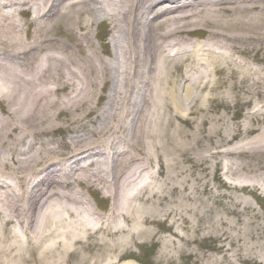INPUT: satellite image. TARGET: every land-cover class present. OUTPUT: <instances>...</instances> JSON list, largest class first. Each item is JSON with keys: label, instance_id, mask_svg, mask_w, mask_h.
Returning <instances> with one entry per match:
<instances>
[{"label": "bare ground", "instance_id": "obj_1", "mask_svg": "<svg viewBox=\"0 0 264 264\" xmlns=\"http://www.w3.org/2000/svg\"><path fill=\"white\" fill-rule=\"evenodd\" d=\"M25 2L0 0V108L5 114L0 119V131L9 138L15 130L11 119L23 115L22 121L27 122L26 127L33 136L50 137L57 133L55 148H47L57 160L45 163L49 166L41 176V170L35 171V165L50 154L41 155L31 147L19 154L20 157L15 153L17 140L8 142L12 149L9 151H13L10 161L19 166L18 175L21 176L0 179L10 192L0 195L3 231L13 223L15 204L22 200L19 209L26 214L32 229L36 228L43 240H49L41 255L53 254L57 246L62 247L63 254L69 255L71 248L96 230L94 219L89 216L92 210L85 197L76 192L74 183H82L89 189L97 187L103 196L112 198L110 213L117 225L102 224L98 229L101 233L124 234L129 230L125 231L128 222L158 223L152 215L148 220L147 213L135 208L136 202L145 201L137 187L144 181L141 180L143 174L151 173L150 168L136 167L140 160L137 163L135 160L131 166L125 161L133 151L144 149L145 164L156 160L160 165L167 164L162 152L171 146L167 133L170 120L166 118L163 122L162 119L169 117L172 108L178 111L182 99L187 103L180 117L187 120L195 103L208 99L203 92L212 91L215 84L222 95H227L243 90L238 84L249 83L252 94L264 96V69L246 67L232 54L249 56L257 50L254 59L264 64V26L256 31L264 23V0ZM25 13L37 14L36 19L28 22L26 39L16 26ZM59 24L63 28L66 26L64 30ZM229 25H233L232 30L227 29ZM101 26L107 27L110 35L106 40L102 37L100 46H96L94 39L99 35L93 28L99 30ZM65 29L73 46L50 35L54 30L65 34ZM197 33L204 35L203 43H191L187 38ZM187 62L192 65L191 69L186 71L184 67L182 71L186 73L182 74L180 63ZM217 73L224 76L228 84L217 80ZM180 75L182 80L178 87L176 81ZM235 75L238 77H233ZM182 81H185L183 87L180 86L184 84ZM59 95L64 97L58 98ZM261 105L264 108V102ZM100 110H104L102 117L98 115ZM50 117V126H46L44 120ZM62 117L71 118L61 122ZM87 119V123L99 125L89 129ZM131 124L128 132L126 127ZM78 127L86 129L80 131ZM251 130L258 132V129ZM5 140L0 136V153L6 148ZM259 144L255 153L264 158V145ZM60 150H66L64 153L68 157L64 158ZM83 160L93 161L88 164V171L86 167H77ZM109 160L115 168L111 182L98 173V169L105 171V167L108 172ZM6 163L7 159L0 157V164L6 167ZM52 180L55 187H52ZM153 183L150 180L144 190ZM67 218L72 221L67 223ZM130 230L131 233L126 234H130V239L122 242L123 246L132 236H155L134 225ZM19 237L16 232L17 242ZM2 238L6 239L0 236V240ZM101 239L99 247L104 251L109 238L104 235ZM24 242L21 241L22 247ZM11 248L15 251L11 264H23L17 243ZM38 249L37 245V252ZM9 256L7 253L6 259ZM113 262L110 257L105 260L102 256L99 264Z\"/></svg>", "mask_w": 264, "mask_h": 264}, {"label": "rangeland", "instance_id": "obj_2", "mask_svg": "<svg viewBox=\"0 0 264 264\" xmlns=\"http://www.w3.org/2000/svg\"><path fill=\"white\" fill-rule=\"evenodd\" d=\"M30 19L32 20L33 17L22 15L20 23H16L17 29L25 38L27 36L24 32ZM263 26L264 23L256 31ZM227 29L232 30L233 25H229ZM93 30L99 35V38L94 39L96 46H100L102 37L106 40L110 35V30L108 33V28L104 26H101L99 30L95 27ZM50 35L66 45H74L66 29L65 34L56 33L54 30ZM198 37L204 38V35L187 36L191 43H195ZM232 54L246 67L253 70L264 69V64H259L254 59L255 55H258L257 50L249 56L236 52ZM262 55L264 56V48ZM180 65L181 71L184 67L186 71H190L192 66L189 62L180 63ZM184 73L186 72L182 71V74ZM215 78L221 82L226 81L219 73ZM181 80L180 75L176 81L178 87ZM226 82L228 84V81ZM219 84L218 82V86ZM238 85L243 90L227 95H222L216 84L212 91L211 89L208 92L202 91L204 95L209 96L208 99L196 102L187 120L180 117L182 107L187 103L183 99L178 111L176 109L174 111L171 101L172 111L169 117L160 110V113L165 116L162 119L163 122L167 120L166 118L170 120L167 133L170 134L171 146L166 148L165 153L162 152L167 164L160 165L157 160L149 165L145 164L144 149L142 152L133 151L125 161L131 166L135 160V163L140 160L136 167L144 165L150 168L151 173L143 174L141 180L144 181L137 187L141 190V195H144L145 201L136 202L135 208L149 214V216L145 214L148 220L152 215V219L158 223L153 224L150 221L148 223L144 220L137 223L128 222L125 225V231L127 228L129 230L118 237L111 236L107 250L99 249V245L96 249L91 243L87 246L78 245L69 255L61 257L57 255V250L50 255H41L43 247L49 244V240L45 241L40 234L37 235L36 228L32 229L28 218H25L26 232L30 237L27 248L21 246L20 238L19 242L15 240L16 231L12 223L6 226L4 231V227L0 226V236L6 238L0 240L2 241L0 264L3 261H9L8 264L14 263L15 251L11 250V246L16 243L23 258V264L60 262L62 264H99L102 256L105 260L110 257L114 261L113 264H264V158H260L255 153L257 152L255 149L259 150L260 142L264 145V108L261 105L264 102V96L252 94V87H248L249 83ZM176 93L179 95L178 90ZM183 96L184 94L181 93L180 97L183 98ZM62 97L64 96L59 95L58 98ZM103 111L100 110L98 115L102 117ZM4 115V113L0 114V119ZM69 118L71 117H62L61 122H68ZM99 118L96 119V123L101 119ZM22 119L23 115L13 116L11 124L15 130L9 138L0 131V136L6 139V148L0 153V157L7 159L6 167L0 164V179L11 180L21 176V174L18 175L19 166L10 161L13 151H9L12 149L8 142L12 140L15 142L17 140L15 146L17 156L29 151L31 147L34 152L40 151L41 155L50 154L45 157L46 160L44 158L35 165V171L45 163L57 160V156L47 149L55 148L54 143L59 138L57 133L51 134L50 137L33 136L30 128L26 127L27 122H23ZM51 119L50 117L44 120L46 126H50ZM85 122L87 123L88 119ZM98 125L94 126L93 122H89L87 128L94 129ZM131 126L132 124L126 127L128 132ZM251 128L258 129V132H253ZM85 129L78 127L80 131ZM64 152L67 151H59V153ZM63 157L68 156L66 154ZM92 162L85 160L81 166L86 167V171L88 164ZM113 167L114 164L109 160L108 172L105 167L103 168L105 171L101 168L98 169V173L111 182L115 173ZM123 175L126 176V173ZM155 177L157 181L153 180ZM150 180L154 183L148 190H144V186L149 185ZM51 183L52 187H55L53 180ZM81 186L77 188L79 193L90 202L95 212L105 215L107 213L105 210L108 211L113 204L112 198L103 196L100 191H97V187L89 189L84 184ZM4 189V187L0 188V191L4 192ZM154 194L157 195L154 196ZM95 205L99 207V212ZM132 225L143 231H151L155 236L144 234L138 238L132 236L130 242L123 246L122 242L130 239L128 238L130 234H126L131 233ZM7 253H10V256L6 259ZM60 253H62L61 250ZM134 257L137 258L136 261Z\"/></svg>", "mask_w": 264, "mask_h": 264}]
</instances>
